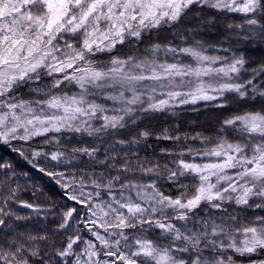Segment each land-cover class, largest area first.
<instances>
[{
	"label": "snow or ice",
	"instance_id": "1",
	"mask_svg": "<svg viewBox=\"0 0 264 264\" xmlns=\"http://www.w3.org/2000/svg\"><path fill=\"white\" fill-rule=\"evenodd\" d=\"M0 146V264H264V0H0Z\"/></svg>",
	"mask_w": 264,
	"mask_h": 264
},
{
	"label": "trees",
	"instance_id": "2",
	"mask_svg": "<svg viewBox=\"0 0 264 264\" xmlns=\"http://www.w3.org/2000/svg\"><path fill=\"white\" fill-rule=\"evenodd\" d=\"M239 19V17H236ZM254 55H258L259 53H253ZM230 110H226L225 112H214L210 110H205L201 106V110L199 112H193L189 109L187 112L181 113L179 119L172 117L170 115H162L159 116L155 120L145 121V124H142L141 127L149 126L159 131L161 128L173 126L176 124L180 125L181 131L194 132V131H203L206 135H213V129L219 126L218 119H222L224 115ZM121 138H127V136H123ZM150 147L147 150L136 149L133 148L132 151H139L143 156L147 153H150L153 148H155L156 152H159V148L166 146V144H159L155 139H150L148 141ZM19 146V145H17ZM196 147H200L201 145L197 143ZM0 156L3 157V160L11 163L17 172L23 173L27 172L29 176H31L32 180H34L37 184L44 188L45 192L49 195H53L55 198L58 197V189L56 185L44 174L40 173L37 169H34L23 157L19 154L11 151V149L6 146H0ZM150 158H159V157H150ZM20 183H25L24 179L19 181ZM182 184L190 183V181H181ZM177 185H173L171 183H164L161 185L162 191L166 194L172 193L177 194L176 189ZM24 199H29L30 197L26 194L23 197ZM26 211V210H25Z\"/></svg>",
	"mask_w": 264,
	"mask_h": 264
}]
</instances>
